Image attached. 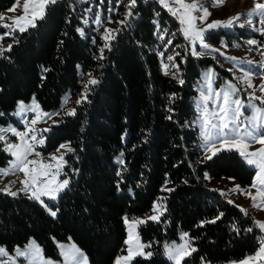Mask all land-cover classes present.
Masks as SVG:
<instances>
[{
  "label": "trees",
  "instance_id": "16d2710c",
  "mask_svg": "<svg viewBox=\"0 0 264 264\" xmlns=\"http://www.w3.org/2000/svg\"><path fill=\"white\" fill-rule=\"evenodd\" d=\"M14 2L0 0V13ZM127 9L128 0H56L36 27L16 31L11 50L0 56V124L19 99L34 95L43 109H56L66 96L80 98L89 74L99 81L89 85L87 101L73 100L75 116L60 114L41 149L49 152L66 142L75 149L64 156L70 184L51 204L57 215L22 193H0V244L12 250L34 237L45 254L56 256L55 242L71 239L88 264H112L125 248L123 217L147 213L160 200L159 221L138 226L152 256H138L131 264H171L163 241L178 238L181 230L197 249L188 264L242 258L257 249L260 231L253 216L229 203L209 180L229 176L248 184L254 169L235 151L204 160L194 124L201 71L217 63L191 55L179 21L158 0H137L131 17ZM105 24L119 31L109 34L114 39L100 59ZM225 34L219 29L206 38L219 42ZM176 52L179 71L165 75L161 61L172 64L167 56ZM2 148L0 143V165L9 158ZM121 153L124 164L117 162ZM249 227L254 231L247 232Z\"/></svg>",
  "mask_w": 264,
  "mask_h": 264
},
{
  "label": "snow or ice",
  "instance_id": "6c2138e0",
  "mask_svg": "<svg viewBox=\"0 0 264 264\" xmlns=\"http://www.w3.org/2000/svg\"><path fill=\"white\" fill-rule=\"evenodd\" d=\"M56 0H24L23 3V15L19 16H5L0 13V21L11 20V24L0 25L9 29V32L5 35H12L16 31L23 33L28 30L29 27H36V22L44 18L46 9L49 4H54ZM137 0H128V9L126 17L133 15L132 9L135 8ZM158 3L168 10V12L175 17L180 24V33L183 38L188 41L191 55L200 57L210 54L211 52H220V49L213 48L205 42V34L211 30L219 28L230 29L235 26L244 27L242 23H238L242 15L247 17H256L260 27L255 28L256 31L264 35V2L254 0L252 8L245 13H237L235 16L229 17L226 20H213L210 23L206 22L207 18L211 15L208 7L204 6L199 0H191L190 3L185 0H158ZM223 0H213V6L222 4ZM19 4L17 0L9 12H14ZM31 5V7H30ZM174 5V6H173ZM30 13V15H29ZM110 19V18H109ZM100 18L97 16L95 23L99 24ZM121 24H125V20L119 21ZM155 23V22H154ZM247 24L253 25L252 19L246 21ZM84 24H88V20H84ZM202 25V26H201ZM159 30V29H158ZM77 31L81 36L84 35V30L78 28ZM118 32L119 30L106 29L103 39L105 44L100 48V59H103V53L105 49L110 48V33ZM165 32L167 30H164ZM175 35V34H173ZM4 36H0V40H3ZM163 39V37H161ZM172 41L168 40L166 44H171ZM249 45H257V40L247 41ZM199 46L202 51H197ZM238 46V45H237ZM226 47V45H225ZM264 48V45H260ZM12 45L9 44L7 50L10 51ZM5 49L0 47V56H3ZM161 57L164 53H159ZM177 56H180L179 52L174 55H168L167 60L173 62L171 65L161 61L164 69V74H169V68H174L179 71V65L174 61ZM261 56H264V51H261ZM226 59L233 61L237 64H253V61L238 58L235 56H226ZM261 68H264V62L260 64ZM47 71V69H45ZM232 71V69H229ZM242 75L238 77L241 83L247 85V88L251 91L248 92V101L245 102L238 95L240 89L235 83L231 81L226 82L225 86L220 89H213V79L215 72L213 69H209L204 74L205 87L200 90V98L197 102V111L200 113L196 124L199 126V133L201 143L199 147L203 150V159L211 160L214 156L221 152L235 151L246 162V164L255 169V179L250 186L256 189V193L245 192L237 185L232 191H241L243 194L249 196L252 200L253 208H264V95L257 96L255 87L252 83V77L254 75L251 69L240 68ZM173 76L176 72L171 73ZM90 78L84 85V92L80 98L76 100V104L87 101V94L89 92V85H95L99 81L89 74ZM183 83V81H180ZM260 92L264 93V76H262L261 85L259 86ZM174 95V94H173ZM260 101L259 106L254 101ZM67 103V101H65ZM211 103L212 107H209ZM249 108L252 111L250 117H245L244 109ZM169 111H172L169 109ZM32 112L35 115L33 118L26 122L25 130L19 131L17 128L8 126L6 128L0 127V142H3L2 150L11 157L7 161V167L0 168V176H7L9 173L20 172L23 173V180L19 181L22 185L16 191L11 190L9 186L0 188V193H6L9 196L16 197L20 192L27 195L28 199L38 201L50 215L55 217L56 211H53L45 203L42 197H46L49 200H56L61 192L68 189L70 180L65 178L60 180L59 176L62 173L64 165L67 161L64 160V156L67 153L74 152L75 149L71 147L70 142L60 144L57 148V153L60 155L52 154L49 158V162L45 163L41 157V153L36 151V145H44L45 139L43 132L50 131V127L46 129H38L35 125L46 117L51 119L52 116H59V112L47 113L40 109L39 104L36 102L35 97L32 98L30 104H26L24 101L17 103L16 111L13 115L25 117V114ZM66 116H75L76 109L71 108L64 112ZM171 119V117H168ZM57 121L53 120L52 124H56ZM8 133L17 138V142L13 143L8 139ZM39 134V135H38ZM252 144H259L261 147L250 150ZM61 150H64L63 152ZM36 156L37 159H30V156ZM55 161V163H52ZM119 164H124L123 153L117 157ZM120 175V172H117ZM207 178V174H205ZM15 183V181L11 182ZM171 191V189H166ZM223 195V193H221ZM260 198V202H257V198ZM229 203H233L229 201ZM239 207V206H238ZM163 205L154 204L152 211L156 213L148 216L146 219L135 218L129 221L128 216L123 217L124 224L127 226L128 239L125 241L127 245V254L119 255L115 258L114 264H131V262L138 256L149 258L152 256L150 251H144L149 245L143 244L138 233L135 231L140 224L147 223L148 221H159L160 215L163 214L161 209ZM241 211L245 216L249 213L246 209L241 207ZM223 216L220 213L215 219L207 221V223H215ZM205 223L204 221L201 224ZM254 228L259 229L261 235L257 237L258 248L254 255L245 257L239 261L238 264H264V221L253 219ZM235 227V226H234ZM253 227L246 229L247 232H253ZM182 243L172 242L171 244H164V255L172 264H185L187 257H190L192 253L197 249L191 245L190 239H188V233H182L180 236ZM60 248V255L63 257V264H88V257L78 248L75 244L70 246L58 245ZM14 255L10 254L7 249L0 246V264H18L19 258H23L25 264H53L50 259H44L42 256V249L36 244L34 240H30L23 248L17 246L14 249ZM6 257L7 259H3ZM203 259V258H202ZM237 264V262H232Z\"/></svg>",
  "mask_w": 264,
  "mask_h": 264
},
{
  "label": "rangeland",
  "instance_id": "374dc122",
  "mask_svg": "<svg viewBox=\"0 0 264 264\" xmlns=\"http://www.w3.org/2000/svg\"><path fill=\"white\" fill-rule=\"evenodd\" d=\"M16 2H17V0H15V2L11 6L6 8L5 10H3L1 13L4 14L5 16L23 15L24 13H23L22 9H23L24 0H19V4L16 7L14 12L8 11L9 8H11L14 4H16ZM185 2L190 3L191 0H185ZM199 2L201 4H203L204 6L208 7L209 12L211 13V15L207 18V21H206L208 23H210L213 20H226L229 17L235 16L237 13H245L246 14L252 8V6L254 4V0H223L222 4H218L217 6L214 7L213 6V0H199ZM259 2H264V0H259ZM30 7H31V5H30ZM29 15H30V13H29ZM248 19H252L254 24L253 25L247 24L246 21ZM11 23H12L11 20L0 21V25L11 24ZM238 23H242L245 26L244 27L235 26V27L230 28V29L219 28V29H223L226 32L225 35H221V40L219 42L211 41V40L206 38L207 33L211 32V31H218L219 29L211 30L205 34V42L208 43L213 48L220 49V52L224 53V55H221L219 52H211L210 54H207V56H211L215 59V61L217 63V67L210 65V66L203 68L201 71L200 78H199L197 85H196L197 94L195 95V98H194V106H195L196 111H197V102L200 98V90L205 87L204 74L209 69H213L215 72V76L213 79V89L214 90L222 88L223 86H225L226 82L231 81L232 83H235L237 85V87L240 89L238 95L245 102L248 101V92L251 90L247 88L246 84L241 83V81L237 78L242 75V73L240 71L241 67H243L245 69H251L254 73V75L252 77V83L255 87L256 95L257 96L264 95V93H261L260 89H259V86L261 85L262 76H264V68L260 67L261 62H264V56H261V51H264V48L260 47V45H264V35H261L260 32L255 30V28L260 27V24L258 22V18H256V17L249 18L246 15H242L240 17V20ZM105 28L109 29V28H107V25L105 24L103 35L106 34ZM7 32H9V29L0 26V36H4V39L0 40V47L4 48L5 50H7V47L11 43V39L13 37V34L12 35H5V33H7ZM253 39L258 41L257 45H249L247 43V41L253 40ZM225 45H226V47H225ZM197 51H202V49H200L199 46H197ZM203 56H206V55H203ZM226 56H235L238 58L251 60V61H253V64H246V63L245 64H237V63H234L233 61L226 59L225 58ZM169 65H171V64H169ZM229 69H232V71H229ZM169 71L173 72V69L170 67ZM33 97H35V96L34 95L31 96L28 100H25V99L17 100L15 107L9 112L10 118L5 123L0 124V127L6 128L8 126H12V127L17 128L19 131H24L26 122L30 121L35 114L32 112H28L25 114V117L22 119L21 117H17L15 115H13V113L16 111L17 103L19 101H24L26 104H30L32 102ZM77 99H78L77 97L66 96L62 100L63 102H62L60 108L47 110V109H43L40 106V104L38 103L37 99L35 98L36 102L39 104L40 109H42L43 112H47V113L59 112L60 114L62 112L64 113L68 109H71L73 102L76 101ZM65 101H67V103H65ZM254 103H256L259 106L260 101L257 100V101H254ZM209 107H212L211 103L209 104ZM244 114H245V117H250L252 115L251 109L245 108ZM59 116H52L51 119L44 117L41 120V122H39L35 125V127L38 129L49 128L50 126H52L53 120H55V121L59 120ZM199 116H200V113L197 111V116H196V119L194 121V124L196 125L198 130H199V126H198V124H196V121H197ZM50 129H51V127H50ZM48 132L49 131L43 132V137H44L45 141H46V134ZM7 135H8V139L11 142H13V143L17 142V138L12 136L11 133H8ZM0 143L2 144V147H3V142H0ZM61 144H63V143H61ZM44 145H45V143H44ZM44 145H36L35 147H36V151L41 153L40 158H42V160L45 163L49 162V158L52 154L60 155V153H57V148L59 146L56 147L55 149L49 151V152H42L41 149L44 147ZM259 147H261L259 144H252L250 150H255ZM61 151L63 152L64 150H61ZM203 155H204V153H203ZM10 158L11 157H9L8 160ZM29 158L30 159H37V157L34 155L30 156ZM52 163H55V161H52ZM2 167H7V162L4 164H1L0 168H2ZM64 174H65V170L63 167L62 173L59 176L60 180L65 179V178L68 179V177L64 176ZM23 178H24L23 173H20V172L9 173L7 176H0V188H4L5 186H9L11 188V190L16 191L22 187V185L19 183V181L23 180ZM254 179H255V169H254V175L252 177V180L248 184L241 183L237 179H235L233 177H229V176L211 177V179L209 180V184H210V186L215 188L219 193H223V196H225V198L228 201H232L233 204H235L236 206H239V208L242 207L243 209H246L248 211V213H250L253 216V219L264 221V208H253L252 207V200L249 196L243 194V192H241V191H232V189H234L238 185L239 188L243 189L245 192H251L252 194H255L256 189L250 187L252 185ZM13 181H15V183H11ZM20 193L24 194L23 192H20ZM42 199H44V201L48 205V207L52 209L51 204L55 203L57 201L58 197L54 201L49 200L46 197H42ZM257 202L258 203L260 202L259 197L257 198ZM154 204H157V205L162 204L163 205V203L160 200H155L153 202V205ZM152 208H153V206H152ZM152 208L147 213H140V214L130 216V217L128 216L129 221L131 222V219L133 217L146 219L148 216L156 214V213H153ZM162 210H163V208L161 209V211ZM138 226H137L135 231L138 233L140 241L143 244L148 245L146 242H144L142 240V238L138 232ZM125 227H126V236H125V241H126L128 239V232H127V226L126 225H125ZM185 232L186 231L181 230L178 233V238L163 241V253H164V244L165 243H169V244H171L172 242H175L177 244L182 243V241L180 240V236L182 233H185ZM260 235H261V233H260ZM188 239H190L189 236H188ZM30 240H34L36 242V244L39 245L40 249H42V247L40 246V244L37 242V240L34 237H29V239L22 245H19V244L15 245L12 250L7 249V247L5 245L0 244V246L5 247L10 254L14 255L15 254L14 249L17 246H19L20 248H23L26 244L29 243ZM125 241H124V243H125ZM55 243H56V248H57V255L56 256L47 255V254H45V252L42 249L43 258L44 259H50L51 261H53V264H63V257L60 255L61 250L58 247V245H61V244L66 245V246H70L72 244H75L76 247H78L85 254V252L71 239H69V240H57ZM126 249H127V245L125 244L124 250L119 252L115 256V258L119 255H126L127 254ZM144 251L147 252L146 248L144 249ZM255 251L252 253L246 254L244 257L239 258V259H231V260H227V261H223V262H211V261L202 259V260H200V262L198 264H232V262H234V261L237 262V264H238V262L243 260L245 257L250 256V255H254ZM115 258H114L112 264H114ZM3 259H7V258L4 257ZM18 264H25L24 259L19 258ZM171 264H172V262H171ZM185 264H188V263L185 262Z\"/></svg>",
  "mask_w": 264,
  "mask_h": 264
}]
</instances>
